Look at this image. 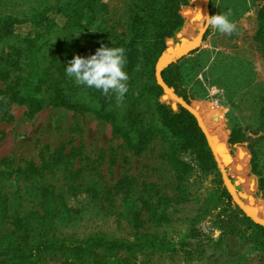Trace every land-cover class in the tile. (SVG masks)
Here are the masks:
<instances>
[{
    "label": "rangeland",
    "instance_id": "obj_1",
    "mask_svg": "<svg viewBox=\"0 0 264 264\" xmlns=\"http://www.w3.org/2000/svg\"><path fill=\"white\" fill-rule=\"evenodd\" d=\"M55 3L56 0H0V19L12 16L19 21L12 36L0 43V52H8L13 45L25 46L26 35L32 29L28 19L36 10ZM128 4L129 0H95L93 23L86 29L66 24L64 13L50 8L47 15L55 29L50 36L46 64L54 59L67 68L76 55L87 58L95 54L99 42L125 38ZM199 12L202 16L197 19ZM224 12H230V19L237 25L232 35H222L208 27L203 7L196 8L193 0H189L179 13L180 26L158 44L154 63L155 67L166 49L175 44L183 43L186 46L183 51L190 44L194 47L202 33L198 47L172 63H177L182 97L169 89L196 110L205 124L211 121L217 125L223 144L220 151L226 155L216 157L223 162L224 175L217 165L210 170L201 167L195 153L186 150L179 153L188 167L187 175L181 177L167 154L170 143L160 136L136 156L113 134L109 123L96 120L90 113L46 106L29 117L24 107L10 104L7 115L0 110V162L5 161V166L0 165V193L9 199L11 210L21 214L36 210L41 186L50 188L53 197H60L69 206L79 207L92 195L86 191L87 187L97 188L95 195L101 198L119 179H126L134 190V196L129 197L135 198L141 195L143 184H153L161 202L156 205L166 215L165 220L149 217L142 210L144 221L142 228L137 229L126 218L95 215L89 207L81 220L63 233H74L72 237L80 240L100 234L134 244L142 240L136 232L152 235L159 246L154 251L146 250V255L140 257L146 264H264V246L257 245L247 228L249 222H259L242 209L252 208L253 214L250 210L247 213L264 220V197L259 190V180L264 178V137L253 136L251 148L249 143L228 144L233 129L249 134L259 125V111L264 103V45L257 34L262 28L264 40V0H209L207 16ZM30 55L31 51H26V57H36ZM61 85L71 99L90 100L86 86L77 85L73 78L66 76ZM3 88L0 82V89ZM42 96L49 99L51 89L44 88ZM159 101L174 112L180 106L171 108L174 101L170 95H166V100L161 96ZM134 105L145 121L151 119L153 104L147 98H139ZM134 105L130 100L116 104L128 124ZM129 118L131 121L133 117ZM201 126L208 138L213 139L211 131L210 137L207 128ZM237 156L244 161L236 160ZM30 166L37 171L30 172ZM25 169L30 173H24ZM224 176L242 208L228 193ZM220 186L228 194L230 209L225 210V202L218 194ZM120 197L117 196V204ZM134 206L140 204L134 202ZM118 211L121 213L122 207ZM8 228V225L0 227V233ZM220 239L221 243L216 245Z\"/></svg>",
    "mask_w": 264,
    "mask_h": 264
},
{
    "label": "trees",
    "instance_id": "obj_2",
    "mask_svg": "<svg viewBox=\"0 0 264 264\" xmlns=\"http://www.w3.org/2000/svg\"><path fill=\"white\" fill-rule=\"evenodd\" d=\"M188 1L129 0L127 36L112 42L103 40L97 44V49L102 45L126 49L125 70L130 79L129 91L122 101L130 100L134 105L139 98H147L153 104L152 117L149 121L144 120L142 113L134 105L129 111L128 124L116 106L122 101H117L114 94L105 96L94 88L86 87L90 99L88 102L71 99L61 85L63 78L66 77V67L54 59L50 60V64L45 62L50 36L55 29L54 22L47 15L48 10L51 8L62 12L66 24L86 29L93 23L95 0H56L53 6L36 10L34 16L28 19L32 29L26 35L23 43L25 46L13 45L8 48V52H0V82L4 85V88L0 89V110L7 115V107L14 104L24 107L29 117L42 111L46 106L78 114L90 113L96 120L109 123L113 134L118 136L136 156L141 155L156 136L168 141L171 150L167 154L181 177L187 175L188 167L180 160L179 153L186 150L195 153L201 167L216 169L214 158L195 117L181 106L174 112L165 103L160 102L163 92L154 79L157 46L180 26L182 18L179 13ZM202 1L199 0L201 4ZM200 16L201 12L197 19ZM18 22L12 16L0 19V43L12 36L14 25ZM262 36L263 31L260 28L257 37L264 45ZM26 51H31V55L36 57L31 59L26 57ZM177 69V63L170 64L162 71L161 76L165 84L182 97L179 93L180 77ZM44 88L51 89V96L47 100L42 96ZM130 115L135 122L130 121ZM207 125L217 149L222 150V137L217 125L211 121H207ZM260 134L264 137V103L259 111L257 129L249 134L233 129L228 144L232 146L249 143L248 147L251 148V143L255 142L253 136ZM236 160L244 161L238 156ZM251 163L255 170L253 158ZM4 164L5 161L0 162V165L5 166ZM24 171L30 173L37 170L30 166V172L28 169ZM40 189L38 208L24 214L11 210L9 199L0 193V227L9 226L6 231L0 233V264H146L140 257L146 255V250H157L159 243L155 237L139 232L136 234L142 240L135 244L123 239H110L100 234H91L80 240L72 237L74 233H71L72 235L63 233L65 229L73 227L76 221L81 220L82 213L89 211V207L93 208L95 215H118L126 218L132 221L137 229L142 228L144 221L141 218L142 210L147 212L149 217L165 220L166 215L161 213L157 206H160L161 202L153 184H143L141 195L135 198L132 184L126 179H119L109 188L107 195L101 198L95 195L98 193L97 188L87 187L86 191L92 195L79 207H71L60 197H53L50 188L46 186H41ZM259 190L264 197V178L259 180ZM130 194L133 196L129 197ZM218 194L225 202V210L230 209L228 194L221 186ZM118 195L121 196L120 204L116 201ZM134 202H138L140 206H134ZM125 205L129 207L125 208ZM120 207L123 209L121 213L118 211ZM247 228L251 230L257 245L264 246V227L249 222ZM220 243L221 239L216 245Z\"/></svg>",
    "mask_w": 264,
    "mask_h": 264
},
{
    "label": "clouds",
    "instance_id": "obj_3",
    "mask_svg": "<svg viewBox=\"0 0 264 264\" xmlns=\"http://www.w3.org/2000/svg\"><path fill=\"white\" fill-rule=\"evenodd\" d=\"M230 12L219 13L207 17V26L222 35H232L237 28L230 19ZM126 49L102 45L95 54L85 58L76 55L68 62L66 76L73 78L77 85L94 88L105 96L114 94L117 101H122L129 91V74Z\"/></svg>",
    "mask_w": 264,
    "mask_h": 264
},
{
    "label": "water",
    "instance_id": "obj_4",
    "mask_svg": "<svg viewBox=\"0 0 264 264\" xmlns=\"http://www.w3.org/2000/svg\"><path fill=\"white\" fill-rule=\"evenodd\" d=\"M193 4H194V7H200V6H203V9H204V13L206 14V16L208 15V6H209V0H204L202 1V4L199 2V0H193ZM201 38H202V33L201 35L199 36V43L201 41ZM198 43V44H199ZM198 44L195 45L194 47L190 44V47L187 51H183L182 50V47H183V43H180V44H175L173 45L172 47H168L166 49V52H165V56L161 59H159V61L155 64V67H154V76H155V81L157 83V85L162 89V91L164 92V95H162V100H166V95H170L171 98L173 99V103L171 104V108L173 110H175L177 108V105H180L182 108L186 109L188 112H190L196 119L197 123H198V126L201 128V130L203 131L204 135H205V138H206V141H207V144H208V147L211 151V154L213 155L214 157V160L216 162V165L218 166V168L220 169L222 175L223 174V170H222V164L223 162L222 161H219L216 157V154H219L218 156H223V155H226V153H222L220 150L217 149V147H214L213 148V144H214V139H209L208 136L206 135V133L204 132L202 126L200 125V122H199V117H198V113L194 112L191 110L190 106L187 105L183 100L179 99L174 93L172 90L169 89V87L165 84V82L163 81L162 79V71L167 68L170 64L176 62L177 60L183 58L184 56L188 55L190 52H192L193 50H195L197 47H198ZM178 49H181V50H178ZM175 52V53H174ZM175 54V55H173ZM169 56L170 58L168 59V61L166 62H163L164 59ZM226 146V145H225ZM224 185L226 186V188L228 189V193L230 194V196L234 199L235 203L240 207L242 208V206L238 203L237 199H236V196H235V193L233 191V189L231 188L230 186V182L228 180L227 177L224 176ZM244 213L247 215L246 211L244 208H242ZM260 226L264 227V224L263 223H258Z\"/></svg>",
    "mask_w": 264,
    "mask_h": 264
},
{
    "label": "bare ground",
    "instance_id": "obj_5",
    "mask_svg": "<svg viewBox=\"0 0 264 264\" xmlns=\"http://www.w3.org/2000/svg\"><path fill=\"white\" fill-rule=\"evenodd\" d=\"M183 48H186V46L183 45L182 49H183ZM174 53H175V52H174ZM173 55H175V54H173ZM168 57H169V56H167V57L164 59L163 62H166V59H167ZM190 108H191V107H190ZM191 110L194 111V112H196V113H198L196 110H194V109H192V108H191ZM198 117H199V122H200V124L203 125V126H205V127L207 128V133H208V135L211 137V135H210V130H209V127H208L207 123L205 124L203 118L200 116L199 113H198ZM211 139H212V138H211ZM211 141H212V140H211ZM214 147H215V145L213 144V148H214ZM248 210H250L251 213L253 214L252 208L249 209V207H246V208H245L246 213H247ZM252 214H248V213H247V215H250L255 221L264 224V220H259V219L255 218Z\"/></svg>",
    "mask_w": 264,
    "mask_h": 264
}]
</instances>
